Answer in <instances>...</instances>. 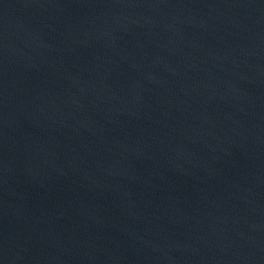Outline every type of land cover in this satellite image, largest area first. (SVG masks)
Returning <instances> with one entry per match:
<instances>
[{
  "label": "water",
  "instance_id": "obj_1",
  "mask_svg": "<svg viewBox=\"0 0 264 264\" xmlns=\"http://www.w3.org/2000/svg\"><path fill=\"white\" fill-rule=\"evenodd\" d=\"M0 264H264V0H0Z\"/></svg>",
  "mask_w": 264,
  "mask_h": 264
}]
</instances>
